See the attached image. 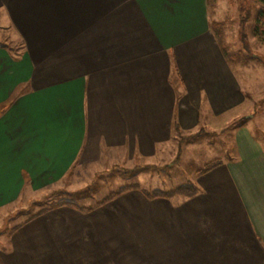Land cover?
Listing matches in <instances>:
<instances>
[{
	"label": "crops",
	"instance_id": "0c3cea01",
	"mask_svg": "<svg viewBox=\"0 0 264 264\" xmlns=\"http://www.w3.org/2000/svg\"><path fill=\"white\" fill-rule=\"evenodd\" d=\"M207 6L0 0V29L20 44L0 43V219L25 193L75 185L72 171L158 170L179 136L258 108L235 126L230 157L193 171L194 195L53 206L9 232L0 264H264L260 100Z\"/></svg>",
	"mask_w": 264,
	"mask_h": 264
},
{
	"label": "rangeland",
	"instance_id": "374dc122",
	"mask_svg": "<svg viewBox=\"0 0 264 264\" xmlns=\"http://www.w3.org/2000/svg\"><path fill=\"white\" fill-rule=\"evenodd\" d=\"M207 5L211 28L226 57L238 74L247 75L250 81L249 92L253 93L255 99L260 100L258 105L261 106L263 124L260 127L255 125L254 132L258 136L264 135V40L252 34L254 17L261 5L256 0H207ZM1 42L12 48H18L20 45L2 29ZM256 110L258 112V108ZM256 110L252 108L248 113L238 116L231 113L228 123L203 125L193 131L194 133L179 136L178 143H174L170 153L166 152L165 159L155 162L161 165L157 167L158 170L143 169L137 172L124 164H117L116 167L111 165L101 170L82 168L78 173L72 171L70 174L69 179L75 181L73 186L64 183L58 188L37 190L28 196L25 193L19 203L9 206L0 219V245L9 244V232L14 226L27 221V218L39 209L61 201L81 206L92 205L109 191L136 180H140V186L146 189H170L180 183L190 182L193 179V171L205 162L231 156L235 126ZM135 163V167L140 165Z\"/></svg>",
	"mask_w": 264,
	"mask_h": 264
},
{
	"label": "trees",
	"instance_id": "16d2710c",
	"mask_svg": "<svg viewBox=\"0 0 264 264\" xmlns=\"http://www.w3.org/2000/svg\"><path fill=\"white\" fill-rule=\"evenodd\" d=\"M256 1H258L260 3L261 8L255 14L254 23L252 26V34L254 36H257L258 38L264 40V0H256ZM172 80H173V84L176 86V76H172ZM173 123H174L173 124L174 131H178L175 120ZM220 163H221L220 158L211 159V160L205 162L202 165V167L197 170V172L198 173H204V172L212 169L213 167L219 165ZM131 189H139L146 196L151 197V198H155V197L168 198V197H172L174 195H181V196L188 197V196H192L196 193V187L192 183H181V184H178L177 186H175L174 188H170V189L153 188L151 190H148L145 188H140V186L137 183H128V184L120 185L116 189L109 191L106 195H104L102 198L97 200L92 205L81 206V205H78V204L73 203V202L61 201V202L56 203L55 205H51L49 207H43V208L39 209L35 213L31 214L27 218V220L45 212L47 209H50L51 207L56 206V205H69V206H72V207L77 208V209L82 210V211H90L97 206H100V205H103V204L109 202L110 200H112L117 195H119L123 192H126L128 190H131ZM16 227H18V225L14 226L11 230L15 229Z\"/></svg>",
	"mask_w": 264,
	"mask_h": 264
}]
</instances>
